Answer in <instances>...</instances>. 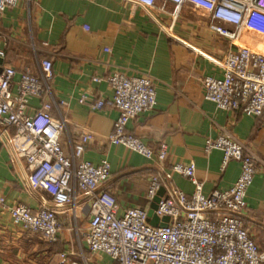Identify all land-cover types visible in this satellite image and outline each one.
I'll return each mask as SVG.
<instances>
[{
  "label": "crops",
  "instance_id": "0c3cea01",
  "mask_svg": "<svg viewBox=\"0 0 264 264\" xmlns=\"http://www.w3.org/2000/svg\"><path fill=\"white\" fill-rule=\"evenodd\" d=\"M258 29L264 26L250 24L235 40L224 38L211 30L207 12L189 4L175 10L162 0L152 7L129 0H18L0 15V70H15L11 86L15 95L21 73L38 75L40 62L51 61L52 97L68 104L51 111L66 122L60 136L62 149L68 154L71 145L91 135L82 160L94 166L108 161L110 174L103 187L118 210H149L147 190L156 165L123 146L109 144L118 112L94 110L92 104L111 98L107 79L113 74L149 77L156 105L150 113L132 119L126 131L151 150L165 146V171L175 164L192 163L204 196L229 190L240 173L234 161L221 167L219 150L205 152V140L226 134L244 146L257 167L244 215L251 237L264 252V110L257 118L219 110L204 99L202 85L205 77L222 78V60L238 48L264 55L263 35L251 31ZM83 96L87 101L79 103ZM40 103L32 99L28 108L33 111ZM13 133L12 128L0 126V196L9 207L21 204L36 211L49 201L43 192L29 188L26 165L10 145ZM170 185L187 196L193 191L189 181L177 174L171 173ZM57 220L56 241L48 244L39 235L24 232L0 209V264H114L86 246V204L78 208L76 218L68 211L59 212Z\"/></svg>",
  "mask_w": 264,
  "mask_h": 264
},
{
  "label": "built area",
  "instance_id": "2783aa9c",
  "mask_svg": "<svg viewBox=\"0 0 264 264\" xmlns=\"http://www.w3.org/2000/svg\"><path fill=\"white\" fill-rule=\"evenodd\" d=\"M17 1L0 0V15L5 9L14 7ZM129 1L152 7L157 0ZM162 1L172 3L175 10L189 4L207 12L211 30L231 40L238 37L252 10L264 14V0ZM0 57H3L1 52ZM39 68L38 75L27 70L20 74L15 95L11 92L15 70L5 67L0 72V126L14 130L10 145L16 158L26 165L29 188L43 192L49 201L32 211L21 204L9 207L0 196V209L9 213L16 226L52 244L59 231L57 214L70 211L76 218L78 208L86 204L89 214L86 246L92 253L108 256L114 264H264V252L251 237L244 215L246 193L257 168L253 154L244 146L226 134L205 140V152L219 150L221 167L234 161L239 164L240 173L229 190L204 196L203 184L197 180L192 163L175 164L165 171L162 167L166 160L165 146L151 150L126 131L132 119L150 113L156 105L150 78L122 74L108 78L111 98L95 101L92 108H112L118 112L108 137L109 144L123 146L155 162L147 198L152 202L161 189L163 194L152 212L158 225L151 226L147 211L118 210L115 200L104 190L110 174L108 161L102 160L94 166L82 160L91 135H84L71 145L68 154L62 149L60 136L66 129V122L62 116L53 117L51 111L58 107L68 108V104L57 103L52 97L51 61L42 60ZM222 70L221 79H202L204 99L225 112L261 116L264 55L246 47L238 48L224 57ZM32 99L41 100L40 107L33 111L28 108ZM86 101L83 96L79 103ZM171 173L189 181L193 187L190 195L170 185ZM163 218H168V222L159 226Z\"/></svg>",
  "mask_w": 264,
  "mask_h": 264
},
{
  "label": "rangeland",
  "instance_id": "374dc122",
  "mask_svg": "<svg viewBox=\"0 0 264 264\" xmlns=\"http://www.w3.org/2000/svg\"><path fill=\"white\" fill-rule=\"evenodd\" d=\"M250 13H252L250 15ZM249 13L248 15V18L246 20V23H245V26L244 28H247L248 26L251 25H258V26H264V14L260 13V12H257L255 10H252L251 12ZM255 33H258L260 34L261 36L263 35V38H264V29H261V30H251ZM264 52V49L262 50Z\"/></svg>",
  "mask_w": 264,
  "mask_h": 264
},
{
  "label": "water",
  "instance_id": "95a60500",
  "mask_svg": "<svg viewBox=\"0 0 264 264\" xmlns=\"http://www.w3.org/2000/svg\"><path fill=\"white\" fill-rule=\"evenodd\" d=\"M162 194H163V190L161 189L158 192L157 196L152 200L150 208L147 211V221L151 226L158 225V220L154 216H152V212L156 209V204L158 203L159 198L162 196ZM167 222H168V218H163L162 223L159 224V226H164Z\"/></svg>",
  "mask_w": 264,
  "mask_h": 264
},
{
  "label": "bare ground",
  "instance_id": "6f19581e",
  "mask_svg": "<svg viewBox=\"0 0 264 264\" xmlns=\"http://www.w3.org/2000/svg\"><path fill=\"white\" fill-rule=\"evenodd\" d=\"M251 14V13H250Z\"/></svg>",
  "mask_w": 264,
  "mask_h": 264
}]
</instances>
